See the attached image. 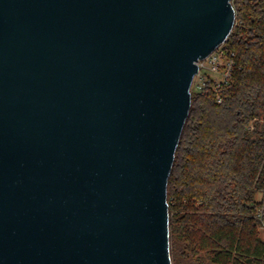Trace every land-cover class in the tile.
<instances>
[{"label": "water", "instance_id": "water-1", "mask_svg": "<svg viewBox=\"0 0 264 264\" xmlns=\"http://www.w3.org/2000/svg\"><path fill=\"white\" fill-rule=\"evenodd\" d=\"M232 0H0V264H173L168 183Z\"/></svg>", "mask_w": 264, "mask_h": 264}, {"label": "trees", "instance_id": "trees-1", "mask_svg": "<svg viewBox=\"0 0 264 264\" xmlns=\"http://www.w3.org/2000/svg\"><path fill=\"white\" fill-rule=\"evenodd\" d=\"M232 2L231 74L192 89L169 177L173 264H264V0Z\"/></svg>", "mask_w": 264, "mask_h": 264}, {"label": "rangeland", "instance_id": "rangeland-1", "mask_svg": "<svg viewBox=\"0 0 264 264\" xmlns=\"http://www.w3.org/2000/svg\"><path fill=\"white\" fill-rule=\"evenodd\" d=\"M221 49L223 50V53L221 54V56L223 57L220 58L219 60V63H220L219 69L218 70H211V69L202 70L199 75L197 74L195 76L192 89L193 88L201 89V87L206 86L207 83L209 82L219 85V83H221L225 79L226 62L228 61L229 57L226 55L224 48L221 47ZM214 88H215V85H214ZM258 196L260 197L261 195H258ZM260 236L262 239H264V229L262 226L260 227Z\"/></svg>", "mask_w": 264, "mask_h": 264}, {"label": "built area", "instance_id": "built-area-1", "mask_svg": "<svg viewBox=\"0 0 264 264\" xmlns=\"http://www.w3.org/2000/svg\"><path fill=\"white\" fill-rule=\"evenodd\" d=\"M223 53V50L221 49V47L217 48L214 52H212L210 55H208L206 58L204 59H200L197 63L199 66V72L197 73L198 75L201 73L202 70H218L219 69V60L220 58H222L223 56H221V54ZM231 66H232V62L230 59H228V61L226 62V70H225V79L226 80L230 74H231ZM223 80V81H224ZM202 88V87H201ZM217 100L218 102L222 101V98L220 95L217 96ZM261 226L264 229V219L261 216Z\"/></svg>", "mask_w": 264, "mask_h": 264}]
</instances>
